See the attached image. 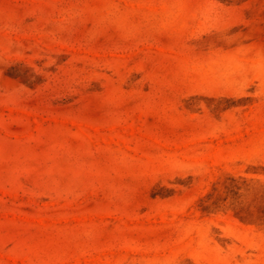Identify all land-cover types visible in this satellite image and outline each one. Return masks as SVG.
Instances as JSON below:
<instances>
[{
	"label": "rangeland",
	"instance_id": "rangeland-1",
	"mask_svg": "<svg viewBox=\"0 0 264 264\" xmlns=\"http://www.w3.org/2000/svg\"><path fill=\"white\" fill-rule=\"evenodd\" d=\"M0 264H264V0H0Z\"/></svg>",
	"mask_w": 264,
	"mask_h": 264
}]
</instances>
